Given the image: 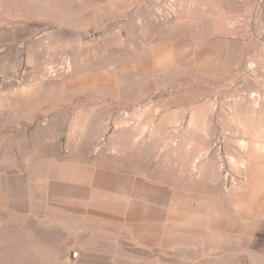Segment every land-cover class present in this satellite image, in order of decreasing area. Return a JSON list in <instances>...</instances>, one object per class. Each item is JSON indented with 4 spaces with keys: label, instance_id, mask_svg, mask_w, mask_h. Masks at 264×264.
<instances>
[{
    "label": "rangeland",
    "instance_id": "1",
    "mask_svg": "<svg viewBox=\"0 0 264 264\" xmlns=\"http://www.w3.org/2000/svg\"><path fill=\"white\" fill-rule=\"evenodd\" d=\"M0 152L178 189L211 245L161 264H264V0H0ZM40 222L0 264H74Z\"/></svg>",
    "mask_w": 264,
    "mask_h": 264
},
{
    "label": "crops",
    "instance_id": "2",
    "mask_svg": "<svg viewBox=\"0 0 264 264\" xmlns=\"http://www.w3.org/2000/svg\"><path fill=\"white\" fill-rule=\"evenodd\" d=\"M15 162L0 152V237L10 227L12 241L20 233L38 242L35 229H51L40 217H54L67 248H73L74 264H161L172 262L179 247L203 244L207 250L205 244L211 245L208 235L194 234L193 222L190 230L180 219V194L174 187L88 164L48 158L38 165ZM42 238L50 252L51 242ZM222 239L215 246L221 256L220 244L228 243L226 235ZM164 252L170 257L164 258Z\"/></svg>",
    "mask_w": 264,
    "mask_h": 264
}]
</instances>
